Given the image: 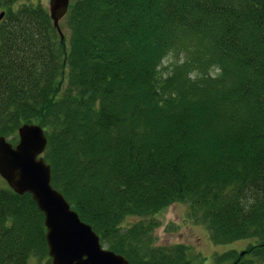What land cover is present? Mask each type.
I'll return each instance as SVG.
<instances>
[{
  "label": "trees",
  "instance_id": "16d2710c",
  "mask_svg": "<svg viewBox=\"0 0 264 264\" xmlns=\"http://www.w3.org/2000/svg\"><path fill=\"white\" fill-rule=\"evenodd\" d=\"M0 0V137L42 128L51 186L128 264H193L156 247V215L184 204L215 264L264 261V0ZM128 218L135 224L124 226ZM51 261L43 215L0 189V264ZM249 264V263H248Z\"/></svg>",
  "mask_w": 264,
  "mask_h": 264
},
{
  "label": "water",
  "instance_id": "95a60500",
  "mask_svg": "<svg viewBox=\"0 0 264 264\" xmlns=\"http://www.w3.org/2000/svg\"><path fill=\"white\" fill-rule=\"evenodd\" d=\"M70 0H48V14L60 40L59 27ZM3 13H0V20ZM17 143L0 137V178L17 195L28 194L43 215L45 243L51 264H128L103 249L91 227L81 222L62 195L52 188L50 167L42 155L47 140L41 127L23 124Z\"/></svg>",
  "mask_w": 264,
  "mask_h": 264
},
{
  "label": "rangeland",
  "instance_id": "374dc122",
  "mask_svg": "<svg viewBox=\"0 0 264 264\" xmlns=\"http://www.w3.org/2000/svg\"><path fill=\"white\" fill-rule=\"evenodd\" d=\"M74 0H70L72 3ZM21 3H30L33 5L40 4L46 9L48 8V0H20ZM11 144V143H10ZM6 183L0 178V189L6 188ZM158 227L152 233L153 245L156 247L184 245L191 250L193 256L201 258L194 261L193 264H215L214 260L229 251L239 252L246 250L253 244L251 241H239L228 245H214L208 236L206 228L200 223L193 222L189 219L188 208L184 204H173L167 209L156 215ZM135 218H128L124 222V226L136 223ZM245 264H264V261L257 258L245 257ZM28 264H47L45 259L39 261L30 258ZM229 264V263H222Z\"/></svg>",
  "mask_w": 264,
  "mask_h": 264
}]
</instances>
